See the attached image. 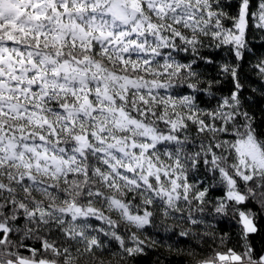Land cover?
Returning <instances> with one entry per match:
<instances>
[{"label":"snow or ice","instance_id":"obj_1","mask_svg":"<svg viewBox=\"0 0 264 264\" xmlns=\"http://www.w3.org/2000/svg\"><path fill=\"white\" fill-rule=\"evenodd\" d=\"M258 47L264 0H0V264H264Z\"/></svg>","mask_w":264,"mask_h":264},{"label":"trees","instance_id":"obj_2","mask_svg":"<svg viewBox=\"0 0 264 264\" xmlns=\"http://www.w3.org/2000/svg\"><path fill=\"white\" fill-rule=\"evenodd\" d=\"M257 43H259L257 41ZM261 53H264V47H258L256 55L259 56ZM253 111H255L257 119L260 120L262 118V111H264V99H261L257 96L256 102L253 106ZM260 233L253 237V243L256 246L257 250L259 251L261 248H264V220L260 221ZM216 231L219 233L221 231L227 232L229 231L228 224L221 223L217 226ZM234 236V230H233ZM235 243V240L231 241L228 247H232ZM181 248L186 247V245L181 244ZM203 255L209 254L211 251L208 247V244L205 243L203 248L198 249ZM202 256L200 258H202ZM160 259L162 264H188L189 257L177 254L175 252L169 253L165 249H158L156 252H150L148 255L141 257L137 264H156L157 259Z\"/></svg>","mask_w":264,"mask_h":264}]
</instances>
